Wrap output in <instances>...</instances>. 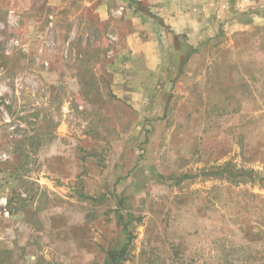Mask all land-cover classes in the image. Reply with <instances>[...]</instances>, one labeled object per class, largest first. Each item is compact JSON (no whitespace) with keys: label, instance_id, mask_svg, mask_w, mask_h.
Here are the masks:
<instances>
[{"label":"rangeland","instance_id":"rangeland-1","mask_svg":"<svg viewBox=\"0 0 264 264\" xmlns=\"http://www.w3.org/2000/svg\"><path fill=\"white\" fill-rule=\"evenodd\" d=\"M86 1L0 0V264H264V0L150 16L155 70Z\"/></svg>","mask_w":264,"mask_h":264},{"label":"crops","instance_id":"crops-1","mask_svg":"<svg viewBox=\"0 0 264 264\" xmlns=\"http://www.w3.org/2000/svg\"><path fill=\"white\" fill-rule=\"evenodd\" d=\"M216 6L217 0H88L85 2L86 11L97 15L101 23L108 22L109 10L117 11L118 8H122L120 19L127 22L129 29L125 27L124 39L119 46L125 47V53L128 54L126 58L133 59L139 55L145 57V68L149 70H155L154 61L157 58V54L154 55L157 46L156 41L154 42L155 36L149 34L152 31L150 26H153V23L149 22L150 16L163 21L174 35H185L187 44L195 48L199 42L196 28L210 17ZM6 187L0 185V195L7 190Z\"/></svg>","mask_w":264,"mask_h":264},{"label":"built area","instance_id":"built-area-1","mask_svg":"<svg viewBox=\"0 0 264 264\" xmlns=\"http://www.w3.org/2000/svg\"><path fill=\"white\" fill-rule=\"evenodd\" d=\"M0 160L2 161H6L8 160V156L6 154H2L0 156ZM23 191H19L18 192V195H20V197H25V192ZM11 198H9L8 196H0V219L1 220H7L9 218L12 217L13 215V212H12V209H11V201H10Z\"/></svg>","mask_w":264,"mask_h":264},{"label":"trees","instance_id":"trees-1","mask_svg":"<svg viewBox=\"0 0 264 264\" xmlns=\"http://www.w3.org/2000/svg\"><path fill=\"white\" fill-rule=\"evenodd\" d=\"M10 201L12 200L10 199ZM107 255H108V261H110L111 264H118V262L116 261L117 259H115L112 252H108Z\"/></svg>","mask_w":264,"mask_h":264}]
</instances>
